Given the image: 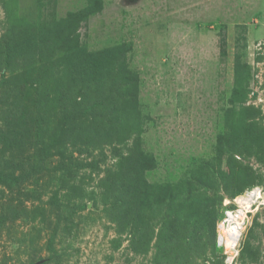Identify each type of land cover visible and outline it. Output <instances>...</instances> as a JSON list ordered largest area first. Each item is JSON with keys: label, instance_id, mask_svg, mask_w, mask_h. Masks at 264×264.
<instances>
[{"label": "rangeland", "instance_id": "obj_1", "mask_svg": "<svg viewBox=\"0 0 264 264\" xmlns=\"http://www.w3.org/2000/svg\"><path fill=\"white\" fill-rule=\"evenodd\" d=\"M0 264H264V0H0Z\"/></svg>", "mask_w": 264, "mask_h": 264}, {"label": "bare ground", "instance_id": "obj_2", "mask_svg": "<svg viewBox=\"0 0 264 264\" xmlns=\"http://www.w3.org/2000/svg\"><path fill=\"white\" fill-rule=\"evenodd\" d=\"M223 224H224V230L228 231L230 229V227H231L232 221H230L229 218L228 219L224 218ZM241 224H243V223H241ZM239 235H240V229L238 228V234L235 235L233 238L230 237V235H229V237H227V240L225 241L224 236L220 237V246L224 247L226 251H232V253H233V251L236 248ZM232 253L228 257L227 261L231 260L233 258V254Z\"/></svg>", "mask_w": 264, "mask_h": 264}, {"label": "trees", "instance_id": "obj_3", "mask_svg": "<svg viewBox=\"0 0 264 264\" xmlns=\"http://www.w3.org/2000/svg\"><path fill=\"white\" fill-rule=\"evenodd\" d=\"M222 215H223V214H222ZM222 215H221V217H220V221H219V223H220V222L222 223V221H223V216H222ZM219 223H218V224H219ZM215 241H216L217 245H220V236H219V235H217Z\"/></svg>", "mask_w": 264, "mask_h": 264}]
</instances>
